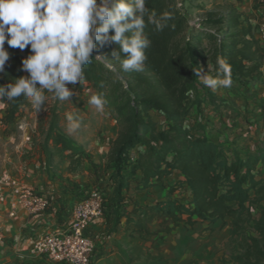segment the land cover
<instances>
[{
  "label": "trees",
  "instance_id": "trees-1",
  "mask_svg": "<svg viewBox=\"0 0 264 264\" xmlns=\"http://www.w3.org/2000/svg\"><path fill=\"white\" fill-rule=\"evenodd\" d=\"M146 8L158 16L169 12L172 19L168 27L157 31L145 16V34L151 43L145 50L144 70L105 67L94 55L113 57L117 45L108 44L94 50L84 79L72 86L80 93L84 86L94 94L102 93L103 108L117 126L104 164L111 190V219L103 247L91 255L89 264H169L159 243L165 236L180 225L226 226L228 219L229 240L240 251L221 264H264V143L252 151L227 149L214 143L202 128L201 135H196L195 127L188 126L193 107L200 105L199 99H191L199 82L194 69H203V62L211 57L210 74L215 75L217 58L223 57L230 65L232 82L257 79L264 72V44L232 5L225 15L204 22L203 27L189 25L176 0H146ZM208 27H215L216 33ZM5 48L10 59L0 74V85L27 75L20 71L21 60L30 54L28 48L21 51L7 43ZM216 100L206 91L201 104ZM28 107L22 97L9 102L1 119L4 129L14 126ZM47 112L50 119L45 131L37 125L42 140L34 143L39 169L50 173L65 163L67 175H82L83 146L64 134L56 106ZM174 175L176 180L161 199L143 203L133 199V192L150 190ZM62 192L75 196L69 190ZM177 192L185 193L187 199L175 197ZM253 208L256 220L252 219ZM154 223L156 231L151 230Z\"/></svg>",
  "mask_w": 264,
  "mask_h": 264
},
{
  "label": "rangeland",
  "instance_id": "rangeland-1",
  "mask_svg": "<svg viewBox=\"0 0 264 264\" xmlns=\"http://www.w3.org/2000/svg\"><path fill=\"white\" fill-rule=\"evenodd\" d=\"M176 3L178 8L185 13L188 21L200 27H203V23L208 20L219 19L225 15L230 5L236 8L240 19L252 27L254 34H256L259 23L264 20V5L259 0H241L240 2L239 0H176ZM207 30L214 34L217 29L208 27ZM205 45L209 47L210 43ZM101 57L110 60L113 65L112 70L122 68L119 59L109 56ZM102 62L105 64L103 59ZM212 65L211 57H207L203 70L208 71L210 74L213 69ZM263 79L264 72L257 79L234 81L230 88H220L216 91L203 86L199 81L195 91L191 93V99H199L200 105L193 107L188 126L195 127L196 135H201L202 128L208 134V137L214 141L223 142L227 149L237 151L254 150L264 143ZM72 86L68 85L73 92L69 101H60L49 94L45 111L39 113L32 110L29 104L25 118L35 128L32 131L30 130L27 136L33 139V144L42 140L37 125L40 123L41 130L45 131L50 119V114L47 111L49 107L54 108L56 106L60 126L64 134L75 145L83 146L85 163L82 175L71 180L64 179L62 173H59L62 170L60 166L50 173H46L42 169H38V171L41 175L45 173L48 179L59 185L53 191H45L42 194L47 196L49 202L45 212L54 213L59 226L62 228L66 227L67 219L74 207L71 205L68 196L62 194V190L71 191L75 196H70L75 198L76 203L89 197L92 193H98L104 198L103 215L99 219L101 221L99 231L96 234L90 232L94 243L93 258L103 247L108 222L111 219V190L106 181L108 173L104 170V164L107 160L109 146L117 135V126L105 108L97 109L88 102L90 95L94 94L91 88L84 86L80 93L73 91ZM206 91L217 98L213 104H210V102L201 104V98ZM68 112L81 118V127L73 133L67 130L65 114ZM4 113L5 108L0 109V156L6 151L8 157L13 158L14 154L11 152V148H3V144H1L3 139L8 138L13 131L11 127H9V131V128L5 130L1 124ZM21 119L22 117L17 122H21ZM31 153L29 152L26 160L35 165L38 159L31 156ZM22 159L24 158L20 157L21 161ZM2 179L3 176L0 175V185L6 188ZM175 180L174 175L150 190L133 192L132 197L140 203L159 200L164 196L166 187ZM175 197L187 199V195L183 192H177ZM6 210L7 208L2 209L0 212L2 215L0 218V264H52L46 258L36 257L30 253L29 248L36 239L33 236L29 237L23 247L22 245L19 247L12 245V239H9L3 233L7 218L5 217L7 215ZM257 218L256 210L253 208L252 219L256 220ZM229 223L230 219L227 220L226 226H222L220 223L209 226L201 222H197L191 228L180 225L159 242L161 250L168 259L169 264H189L192 261H198L200 264H221L222 260L230 255H236L240 251L239 247L229 240ZM157 229V224L151 225L152 231Z\"/></svg>",
  "mask_w": 264,
  "mask_h": 264
},
{
  "label": "clouds",
  "instance_id": "clouds-1",
  "mask_svg": "<svg viewBox=\"0 0 264 264\" xmlns=\"http://www.w3.org/2000/svg\"><path fill=\"white\" fill-rule=\"evenodd\" d=\"M146 15L157 31L172 19L169 12H149L146 0H0V74L10 59L5 43L30 52L21 60L20 71L27 75L0 85V109L21 97L36 113L45 111L49 94L69 101L73 92L68 85L80 84L94 50L108 44L117 45L111 55L120 60L123 71H143L151 43L145 34ZM95 59L113 68L110 60ZM216 64L215 75L194 69L198 80L213 91L230 88V65L223 57ZM88 102L102 109L106 100L102 93L91 94ZM65 119L70 133L81 127L78 115L68 112Z\"/></svg>",
  "mask_w": 264,
  "mask_h": 264
},
{
  "label": "built area",
  "instance_id": "built-area-1",
  "mask_svg": "<svg viewBox=\"0 0 264 264\" xmlns=\"http://www.w3.org/2000/svg\"><path fill=\"white\" fill-rule=\"evenodd\" d=\"M259 2L264 5V0ZM189 25L198 26L191 22ZM256 34L264 44V20L259 23ZM96 56L99 55H94ZM14 127L21 138L26 137L28 132L35 128L23 121L15 123ZM2 182L12 196L6 210L8 218H14L19 211L35 216L47 210L49 206L47 196L37 192L26 180L5 174ZM103 205L104 198L98 193H92L76 203L71 209L66 227L62 231L35 240L29 248L30 253L36 257H44L52 264H89L94 250L93 238L90 235L91 226L102 217Z\"/></svg>",
  "mask_w": 264,
  "mask_h": 264
},
{
  "label": "crops",
  "instance_id": "crops-1",
  "mask_svg": "<svg viewBox=\"0 0 264 264\" xmlns=\"http://www.w3.org/2000/svg\"><path fill=\"white\" fill-rule=\"evenodd\" d=\"M209 44L208 41H204L205 44ZM207 60V59H206ZM206 60L203 62V68L206 65ZM213 67V65H212ZM24 116H23V115ZM22 121L29 124V121H26V109L22 112ZM7 130V129H6ZM10 128L8 129V131ZM11 135L8 138L3 139L2 143L3 148H11V152H13V158L8 157V153L6 151L3 152V155L0 156V175L4 176L5 174H12L14 176H19L21 179L26 180L29 184H31L37 192L43 193L45 191L52 190L57 186H59L55 181H51L48 179V176L43 173L42 175L39 173V163H29L26 159L29 155V152H32L31 156H35L37 159L39 158V153L36 154L37 149L33 144V139L29 136L19 137L18 132L16 131L14 126H11ZM33 133V132H32ZM210 138V137H209ZM211 139V138H210ZM212 140V139H211ZM214 143L225 146L223 142H217L212 140ZM81 146V145H79ZM20 157H23L22 161ZM35 162V160H34ZM35 166V167H34ZM264 163L261 164V173H264ZM60 168L62 169V177L71 180L72 178L67 175L66 164H61ZM37 171V172H36ZM35 172V173H34ZM41 177V178H40ZM39 178V179H38ZM39 180V181H38ZM7 188V187H6ZM3 188L0 185V212L2 209H6L11 200V192L7 188ZM68 196L70 203L72 206L75 205V198ZM75 202V203H74ZM72 206H70L72 208ZM48 212V211H47ZM43 212L41 214L35 216H29L22 211L17 212L14 218H8L7 215L5 217V228L3 233L9 239H12V245L14 247H22L27 243L30 236H33L37 239L41 238L44 235L51 234L57 231H62L64 228L60 227L58 221L55 218L54 213ZM2 215L0 214V218ZM100 220L95 221L91 226V232L96 234L100 228ZM68 223V219H67ZM67 225V224H66ZM34 240V241H35ZM33 243V242H32Z\"/></svg>",
  "mask_w": 264,
  "mask_h": 264
}]
</instances>
